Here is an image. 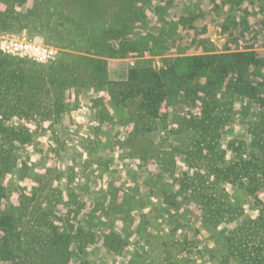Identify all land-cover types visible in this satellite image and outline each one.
Wrapping results in <instances>:
<instances>
[{
    "label": "rangeland",
    "instance_id": "rangeland-1",
    "mask_svg": "<svg viewBox=\"0 0 264 264\" xmlns=\"http://www.w3.org/2000/svg\"><path fill=\"white\" fill-rule=\"evenodd\" d=\"M60 2L0 0V58L10 63L7 70L23 71L27 80L43 75L48 87L46 77L56 76L58 68L67 67L73 74L81 68L85 79L96 70L94 62L103 57L73 52L63 45L90 43L94 21L80 19L78 8L60 7ZM111 16L112 21L135 16L128 39L137 45L133 51L103 58L111 73L108 84L113 79L125 82L128 70L161 73L176 59L199 56L205 61L201 85L174 95L163 89L154 116L141 124L134 108L121 103L120 92L114 90L116 95L109 100L117 105L114 114L135 118V126L117 127L113 148L109 144L106 150L99 148L102 129L87 121L91 111L84 102L88 99L78 92L88 88L96 92L97 96L92 91L91 103L96 111L99 103L106 106L100 94L110 92L107 86L66 88L60 116L50 107L38 117L0 115L2 128L20 133L7 137L0 131V155L11 156L0 168V243L7 239V231H15L12 224L2 226L1 220L14 213L22 218L20 230L28 240L26 256L11 257L5 249L0 264H228L213 250L219 239L227 237L233 255L235 238L248 247L250 255L243 264H264L252 259L259 250L264 258V177L235 187L230 184L231 172L223 171L221 212L228 210L226 206L236 209L224 211L227 218L213 221L206 201L196 196L204 194L202 184L209 187L215 180L212 175L201 179L195 174L198 166L204 171L210 158L198 166L191 159L198 140L193 129L203 119L207 104L214 106L212 97L223 105L219 110L227 111L207 129L212 139L208 146L217 147L211 152L216 158L214 169L224 168L235 152L249 159L256 156L250 134L264 124V0H127L119 1ZM23 39L56 50L52 66L3 47L9 40ZM111 42L117 52V41ZM239 53L253 54L254 64L236 68L232 56ZM182 64L175 68L177 74L187 71ZM26 102L18 104L37 106L36 101ZM12 106L14 102L6 104ZM130 107L132 111L124 110ZM102 151L108 157L114 152L124 156L115 159L110 176L104 179L93 163ZM100 180L103 189L98 187ZM54 230L67 238L52 247L44 242ZM40 234L42 241L35 243ZM31 235H35L32 240ZM239 260L231 258L229 264H241Z\"/></svg>",
    "mask_w": 264,
    "mask_h": 264
},
{
    "label": "trees",
    "instance_id": "trees-1",
    "mask_svg": "<svg viewBox=\"0 0 264 264\" xmlns=\"http://www.w3.org/2000/svg\"><path fill=\"white\" fill-rule=\"evenodd\" d=\"M113 1L118 4H114ZM119 1L122 3L127 2V0H61L58 4L59 6H68L71 9L78 8L80 12L79 15L81 16L80 19H92L96 26L95 31H92L93 36L92 40H89L90 43L81 45L80 47H75L73 44H64L62 40L63 45L66 48H72L71 51L73 52L89 53L103 58H113L119 56V54L121 55L125 51H133L132 49L136 48L137 43L129 40L128 38L130 32H132V21L135 19V16H133L131 20L128 17H125L121 20L118 19L112 21L111 15L119 6ZM59 6L57 8H59ZM111 41H117V52H115L114 49L112 50ZM253 56L254 55L250 53L234 54L232 57L236 60L235 67L240 69L245 64L253 65ZM103 58L102 60L100 59L94 62L96 63V68H94L96 70H93L88 79H85L86 72H83L81 68L78 70V74L75 73L77 75L73 74V72L69 69L66 70L67 67L58 68L56 76L49 74L46 77L51 88L45 86L42 79L44 77L43 75H40L41 77L39 76L40 79L38 80H27L23 71L7 70L6 67L7 65L9 66L10 63L7 64L8 62L5 58H0V107L5 105L4 109H0V115L2 117H38L44 108L50 107L55 110L57 116H60L64 110L62 103L63 92L66 88H96V84H98L99 87L107 86L110 91L107 92L109 93V97L111 99H113V95H116L114 90H118V92H120V102H127L134 108L137 116V123L141 124L142 120H150L146 119L150 117V115L154 116V111L158 109V102L163 96V89H167L170 95H172L171 92H174V95L175 93L181 92L182 88L188 89L190 86L199 87L201 85V80L204 78V57L192 56L174 60L172 66L165 69L161 73L150 69L128 70L124 75L122 73L123 77L126 79L125 82H117V80L115 82L113 79L111 84H108V75L111 73L106 60ZM89 61L93 62V60ZM182 63L187 66V71L183 73L178 72L177 74L175 68L182 67ZM62 64L68 65V63L65 62ZM212 64L213 67H215L214 61ZM49 65L52 66L51 64ZM96 75H98V77ZM80 77H82L83 80H81ZM212 86L213 85H211V89ZM41 92L43 94V98H40ZM208 94L210 96L213 95V93ZM29 100L36 101L37 106H23L22 104H18V102L25 104L27 103L26 101ZM211 100H213V104L215 103L214 106H208L207 104L203 119L198 121L193 129L198 136V140L195 143L197 147H195V151L193 155H191V159L195 162V165L198 166L197 163H202L207 157L210 158L205 165L207 169L205 167L203 171V169L198 166V172L195 174H197L198 178L201 177V179L204 175H212L215 180L211 183V185H209V187L204 188V184H202V191L204 194L200 193L199 195L196 194V196L201 200L206 201L210 215L209 219L215 221L223 219V215H225L224 218H227V214H223L224 211H229V214L232 209H236L234 206H226L228 210H223V212H221L224 208L223 201L220 199L221 196L222 198L224 197V189L222 187L223 182L220 179V175L223 174V171L229 170L231 172L230 184L235 187H242L244 181H259L260 177H264V124L257 126L254 132L250 134L252 138V146L255 148V158L249 159L246 156L243 157L240 152H235L231 161L228 164L225 163L227 166L225 165L224 168H220L221 170L218 171V169H214V166H216V158L211 153L214 152L217 147L208 146L210 145L212 139H208L210 136L207 135V129H209L211 121L215 118L219 121V116H222V114H225L227 111L226 108L219 110L220 106L222 107L223 105L218 104L216 100H214V97H212L210 101ZM10 102H14V106L11 108L6 107V104ZM41 102L45 105H40ZM0 131H2V133H4L7 137L20 136L19 132L11 129H4L1 126ZM10 159L11 156L0 155V168L6 166L10 162ZM219 162L223 163L220 160ZM203 172L204 174H202ZM217 188H220V190ZM235 195L237 199V194L235 193ZM213 197H218V201H213ZM211 201L212 205L210 203ZM21 219L22 218L19 214L14 213L13 216L3 218L1 220L2 226L10 228V224H12L15 231H7V239L0 243V256H2L5 249L9 250L11 257L16 256L18 259L27 255L28 240H26L27 236L20 230L22 226ZM37 226L39 227V224ZM235 235H238V233H233L231 236ZM34 237L35 235H31V240ZM65 238L67 237L57 234L56 230H54L51 238H44L45 241L48 239L44 243H49L52 247H54L56 246L55 243H62V240ZM229 238L230 237L223 238L222 242L219 241L220 239L218 240L216 243V249H213L215 251V255L220 252L221 258L228 264L231 258L235 260L241 257V260L239 261L243 264L245 256L250 255L248 247L242 243L241 238H235L234 248L236 250V255H233L230 251L231 248L229 243L227 242ZM40 239H43L41 234L36 236L35 243L37 241H42ZM252 259H259L260 262L264 263V258H260V250L258 252H254ZM237 262L238 260L236 263Z\"/></svg>",
    "mask_w": 264,
    "mask_h": 264
},
{
    "label": "crops",
    "instance_id": "crops-1",
    "mask_svg": "<svg viewBox=\"0 0 264 264\" xmlns=\"http://www.w3.org/2000/svg\"><path fill=\"white\" fill-rule=\"evenodd\" d=\"M110 60L112 61V63H116V61H117V60H113V59H110ZM92 91L93 90L91 88L84 89V90L78 92L79 93L78 95L80 96V98L83 96V97H86V99H88V101L84 102L88 105V107H90V111H91V113H90L91 116H90V118L87 119V121L90 123H93L92 125L96 124V126H99L100 129H102L101 130L102 133H101L100 140H99L100 141L99 142L100 143L99 148L104 147L105 149L104 148L103 149L106 150V148H108L107 146L109 144H111L110 146H112V141H114V137L117 134L116 133V129H118L117 127H119L122 123H126L127 125L130 124L134 129L135 118L133 119L131 117H127L124 114H114L113 109H117V105L112 104L109 101L110 100L109 93L104 92L105 90L101 91L100 95H102L106 98V102H107V103H105L106 106H104L102 103H99L98 106L100 108H98V109H96V111H94V108H93L91 103L93 100H95L93 98V96H95L96 92L93 91L95 93V94H93ZM96 96H97V94H96ZM128 109L130 111H132L131 107L126 108L124 110H126V112H127ZM100 110L101 111L107 110L108 112H111V114L108 113V114L104 115L103 112H100ZM76 117H77V114H76ZM92 118H93V120H92ZM74 119H75V121H78L76 118H74ZM86 126L90 127V125H86ZM86 126H85V128H86ZM80 127L81 126L79 125L78 128H80ZM79 131H84V129H80ZM88 131H90V130H88ZM50 132L52 133V136H53L54 132L52 130H50ZM92 134L93 133H88L87 135H92ZM102 143H104V144L102 145ZM105 144H107V145L105 146ZM111 148H113V146ZM100 150H102V149H100ZM102 153H103V151H102ZM121 155L122 154L119 152H114L113 156L108 157V156H105V152H104L100 158H95V160H93L94 161L93 163L97 164L100 168V170L98 172L100 173L101 178L104 179V178L110 176L111 167L114 166L115 159L116 160L118 159L117 161H121L122 160L121 158L124 157ZM93 163H90L91 167H93V165H94ZM96 183L99 184L98 182H96ZM100 183L101 184H99L98 187L100 189H103L102 188V186H103L102 180H100ZM90 185H91V183H90ZM87 187H89V183H88V185L84 186V189L87 190Z\"/></svg>",
    "mask_w": 264,
    "mask_h": 264
},
{
    "label": "built area",
    "instance_id": "built-area-1",
    "mask_svg": "<svg viewBox=\"0 0 264 264\" xmlns=\"http://www.w3.org/2000/svg\"><path fill=\"white\" fill-rule=\"evenodd\" d=\"M3 47L25 55L31 58L36 63L51 64L55 60L56 50L51 47L44 46L43 44H35L34 41H27L23 39L21 42H14L9 40ZM2 50V48H0Z\"/></svg>",
    "mask_w": 264,
    "mask_h": 264
}]
</instances>
